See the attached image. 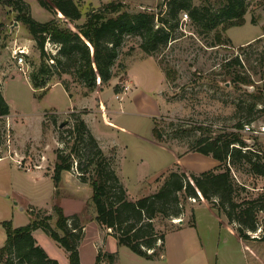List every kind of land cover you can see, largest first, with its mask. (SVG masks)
I'll return each mask as SVG.
<instances>
[{"label":"rangeland","instance_id":"374dc122","mask_svg":"<svg viewBox=\"0 0 264 264\" xmlns=\"http://www.w3.org/2000/svg\"><path fill=\"white\" fill-rule=\"evenodd\" d=\"M24 1L36 21L61 20L42 8L37 0ZM78 1L82 11V18L74 21L78 26L85 23L92 9L110 1L124 2L130 12L153 11L165 15L167 11V5L162 7V0ZM183 1L189 9L181 11L178 20H169L166 24L168 28H176L164 48L147 54L141 48V37L125 36L112 68V78L106 83L99 81L92 91L76 77V63L53 67V56L58 55L60 47L49 40L44 46V61L52 69L48 90H34L30 76L38 71L42 62L40 50L26 27L17 22V12L0 2V89L11 107V114L0 118V247L7 239L2 223L9 221L14 228L31 224L29 209L39 220L45 218L40 210L52 215L49 223L56 229L54 207L57 205L65 208L68 216H77L84 227L79 243L84 256L88 258L93 253V243L97 241V252L117 254V264L143 263L129 248L114 242L113 236L106 232L96 234L99 223L92 217L96 214L91 202L92 190L80 181L76 164L71 171L62 173L67 176L65 187L60 184L55 193L52 180H38L25 169L26 166L33 171L41 170L51 176L55 151L67 150L73 141L68 131L77 117L85 121L97 140L99 137V144L113 160L116 174L133 201L157 192L170 172L200 174L216 167L215 159L195 151L202 134L235 131L237 123L248 125L250 122L240 133L251 145L257 141L264 151V116L258 113L264 105V79L260 80V74H264V0H247L245 25L233 27L225 34L232 41L231 47H213L215 31H204L190 14L206 4L210 5L211 12H218L220 5L216 0ZM253 18L257 20L256 25L252 23ZM15 23L18 25L14 26ZM260 33L261 43L241 49V43ZM16 45L28 52L24 57L26 74L12 58ZM236 57L249 60L239 70L251 76L262 90L263 98L257 101L254 111L250 110L254 100L248 93L254 88H240L225 82L224 66ZM234 70V67L230 69ZM61 81L67 84L72 98ZM58 83L60 85L55 86ZM64 121L68 123L61 128ZM155 127L161 132L163 142L153 137ZM237 179L251 191L264 190V177L237 173ZM64 191L70 196H62ZM78 199L86 202V209L78 205ZM47 204L51 206L50 214L43 209ZM181 205L183 213L179 217L154 220L159 233L174 228L166 234L169 240L167 245L165 242V252L155 264H249L246 263L249 255L231 235L220 236L219 212L215 208L194 198L182 199ZM191 210L200 237L190 224ZM259 223L264 231V213ZM34 237L48 255L54 256L60 264H69L66 251L46 232L39 229ZM257 250L263 254L264 244Z\"/></svg>","mask_w":264,"mask_h":264},{"label":"trees","instance_id":"16d2710c","mask_svg":"<svg viewBox=\"0 0 264 264\" xmlns=\"http://www.w3.org/2000/svg\"><path fill=\"white\" fill-rule=\"evenodd\" d=\"M37 1L42 8L63 21L53 19L38 22L32 17L30 7L24 0H0L17 12V22L26 27L40 50L42 62L38 71L30 76V82L36 91L48 90L46 86L52 69L44 61L47 40L60 47L58 55L53 56V67L63 68L71 62L76 63V77L92 91L99 81L106 83L112 78V68L125 36H139L143 40L141 48L145 53L157 52L167 45L172 30L176 28H168V21L178 20L179 13L189 9L186 1L168 0L165 15L153 11L130 12L124 2L110 1L103 3L98 9H92L87 13L85 23L78 26L74 23L82 18L78 0ZM216 2L220 5L218 12H211L210 5L206 4L190 14L204 31H215L213 47H231L232 41L225 34L233 27L245 25L249 3L247 0ZM252 23L256 25L257 20L253 18ZM262 38L241 49L261 43ZM247 62L249 63L247 58L242 61L239 57L227 62L224 66L227 72L225 82L240 88H254L252 92H248L254 100L250 110L254 111L257 101L263 98V93L251 76L242 74L239 70ZM232 67L235 69L233 72L230 71ZM260 75V80H263L264 74ZM61 83L72 98L67 84ZM44 93L41 94L42 97ZM41 96L38 98L41 99ZM258 113L264 116V105ZM9 115L10 106L0 89V118ZM248 125L237 123L235 131H222L208 136L202 134L195 151L215 159L218 162L216 167L200 174L170 172L157 192L133 201L128 198L127 191L116 174L113 160L105 155L85 121L77 117L68 131L73 141L69 143L67 150L55 151L51 179L58 190L62 173L71 171L76 164L80 181L88 184L92 190L91 202L99 225L107 231L111 230L109 235L120 246L129 248L135 255L146 260H156L163 256L166 234L174 229L168 228L159 233L154 220L159 217H179L183 213L182 199L194 198L199 203H209L220 214H224L230 224L236 226L239 237L244 240H255L250 233L254 234L262 229L259 239L263 240L264 231L259 220L264 213V190L251 191L244 182L237 179V173L264 177V151L257 141L254 140L251 145L240 133ZM200 130L203 128L200 127ZM153 137L158 142H163L157 127L153 128ZM54 211L57 214L56 229L49 223L52 215L41 210L39 213H45L43 220L37 219L33 210H28L33 221L27 226L14 228L11 222H3L7 239L4 246L0 247V264H59L38 244L33 235L37 229L46 232L68 253L69 264H80L78 247L84 227L77 216L66 215L60 206L56 205ZM191 212L190 224L195 227L193 210ZM95 264H117V254L99 251Z\"/></svg>","mask_w":264,"mask_h":264},{"label":"crops","instance_id":"0c3cea01","mask_svg":"<svg viewBox=\"0 0 264 264\" xmlns=\"http://www.w3.org/2000/svg\"><path fill=\"white\" fill-rule=\"evenodd\" d=\"M262 34L260 33L258 36H256L255 38H253V39H251V40H247V41H245V42H243V43H241L239 46H244V45H247V44H249V43H251L252 41H254L255 39H257V38H259L260 36H261ZM29 41H30V39H29ZM234 44V43H233ZM19 46V45H18ZM238 46V45H237ZM16 47H17V45H16ZM21 47V46H20ZM23 47V46H22ZM1 65V64H0ZM2 66V65H1ZM60 84L58 83V84H56L55 86H59ZM55 86H53V87H55ZM52 87V88H53ZM2 91V90H1ZM5 98V97H4ZM6 99V98H5ZM8 103V102H7ZM9 104V103H8ZM10 106V105H9ZM10 114H11V107H10ZM98 138V140H99V137H97ZM100 143V142H99ZM100 146L102 147V145L100 144ZM103 148V147H102ZM0 160H2V159H0ZM30 173H33L35 176H36V179H38V180H52L51 179V176L49 175V176H47V175H44L43 174V172L41 171V170H38V171H33V170H31V171H29ZM65 174V173H64ZM62 175V182H61V184H62V187H65V183H66V175ZM77 181H78V179H77ZM79 182V181H78ZM61 186V185H60ZM54 190L55 191H53V193H55L56 192V188H55V186H54ZM68 192V191H67ZM62 194H64V195H62V196H64L65 197V195L67 196V195H69L70 196V194L69 193H67V194H65V191H64V193H62ZM61 196V195H60ZM71 196H73V198H74V195H72L71 194ZM78 205H80V206H82L83 207V209L85 208L86 209V202H84V201H81V200H79L78 199ZM63 208V207H62ZM43 209H46V210H48V213L50 214V212H51V206L49 205V204H47L45 207H43ZM63 210H64V212H65V214L66 215H69L68 213H67V211L65 210V208H63ZM92 217H95L96 218V214H95V216L94 215H92ZM217 217V216H216ZM217 219L219 220V222H218V224H219V226H218V228H219V234H220V236L223 234V233H225V235H231L232 236V238L234 239V241H236V242H238L239 243V245L246 251V253L249 255H247L248 256V258H249V261L248 262H246V263H249V264H251V262L253 261L254 263H256V264H259V263H261V264H264V250H261V252L263 253V254H259L258 253V250H257V247L258 246H261V245H263L264 244V239L262 240V239H255V240H244V239H242V238H240L239 237V235H238V233H237V230H236V226L235 225H232V224H230L229 222H228V219L226 218V216L224 215V214H220L219 213V218L217 217ZM185 225V223L183 224V226ZM99 227L97 228L98 229V231H96V234L97 233H100V234H103V233H107V234H109L110 233V231H107V230H105V229H103L100 225H98ZM180 227H182V225H179ZM195 230H196V232L198 231L199 232V237H200V230H199V226H198V223H196L195 224ZM193 228V229H194ZM224 231V232H223ZM37 232H39V229H37V230H35L34 231V235L37 233ZM59 233L62 235V232L61 231H59ZM169 234H171V233H169ZM168 234V235H169ZM227 235V236H228ZM166 240H165V242H166V245H167V241L169 240L168 239V237L167 238H165ZM113 241L114 242H117V240L116 239H113ZM224 241H226V238H224ZM55 242V241H54ZM55 244L58 246V247H61L58 243H56L55 242ZM202 244H203V242H202ZM80 245V244H79ZM204 245V244H203ZM203 245H201V247H204ZM98 242L96 241V242H94L93 243V253L92 254H90L89 256H88V258L86 257V255L84 256V253H82V248H81V245L78 247V249H79V254H80V264H95V262H96V257H97V254H98V252H97V250H98ZM183 249H184V246H183ZM223 252V251H222ZM66 254H67V259H68V253L66 252ZM48 256H50V258H52V259H55L56 260V258L54 257V256H52V255H48ZM138 257V256H137ZM141 259L143 260V263L142 264H155L156 262H158V260H146V259H144V258H142L141 257ZM68 262H69V260H68ZM142 262V261H141ZM144 262H146V263H144ZM59 263V262H58ZM60 264V263H59Z\"/></svg>","mask_w":264,"mask_h":264},{"label":"built area","instance_id":"2783aa9c","mask_svg":"<svg viewBox=\"0 0 264 264\" xmlns=\"http://www.w3.org/2000/svg\"><path fill=\"white\" fill-rule=\"evenodd\" d=\"M185 18L187 19L188 18V15L187 14H185ZM28 54V52L25 50V49H21V48H17L16 47V49L15 50H13V52H12V58L15 60V62L17 63V65H18V67H19V70H21L24 74H26V70L24 69V67H25V60H24V57H25V55H27ZM246 129H248L249 130V127H246ZM19 165H23V163L22 162H19ZM25 169H26V171H31V169L30 168H27L26 166H25ZM261 229H259V233H254V234H252V233H250V235H251V237L252 238H260V234H261V231H260ZM110 232H111V230H109Z\"/></svg>","mask_w":264,"mask_h":264},{"label":"water","instance_id":"95a60500","mask_svg":"<svg viewBox=\"0 0 264 264\" xmlns=\"http://www.w3.org/2000/svg\"><path fill=\"white\" fill-rule=\"evenodd\" d=\"M168 2V0H162V7H164V5H166V3ZM18 23H15L14 26H17ZM68 123V121H64L61 123L60 127L63 128L64 126H66ZM180 223L182 222V220L179 221Z\"/></svg>","mask_w":264,"mask_h":264}]
</instances>
